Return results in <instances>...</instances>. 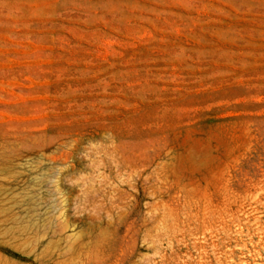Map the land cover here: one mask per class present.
<instances>
[{"label": "rangeland", "instance_id": "obj_1", "mask_svg": "<svg viewBox=\"0 0 264 264\" xmlns=\"http://www.w3.org/2000/svg\"><path fill=\"white\" fill-rule=\"evenodd\" d=\"M0 264H264V0H0Z\"/></svg>", "mask_w": 264, "mask_h": 264}]
</instances>
